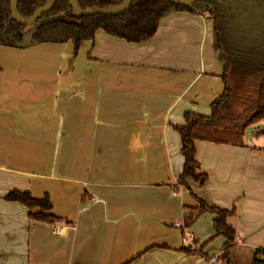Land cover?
<instances>
[{"label":"crops","instance_id":"0c3cea01","mask_svg":"<svg viewBox=\"0 0 264 264\" xmlns=\"http://www.w3.org/2000/svg\"><path fill=\"white\" fill-rule=\"evenodd\" d=\"M24 48L0 45V264H207L225 238L208 211L183 230L175 225L199 206L190 191L235 210L226 218L231 264L264 253V143L254 140L264 120L241 146L195 140L207 179L178 183L175 126L186 112L208 115L224 90L211 17L169 10L139 43L102 30L77 51L73 39L48 43L55 53L42 68L10 56ZM32 148L54 162L33 164ZM10 190L48 194L60 220H31L5 198Z\"/></svg>","mask_w":264,"mask_h":264},{"label":"trees","instance_id":"16d2710c","mask_svg":"<svg viewBox=\"0 0 264 264\" xmlns=\"http://www.w3.org/2000/svg\"><path fill=\"white\" fill-rule=\"evenodd\" d=\"M47 0H17L18 14L29 17ZM122 0H76L79 7L112 8ZM10 0H0V45L25 47L38 42L64 43L74 40L75 51L81 41L91 39L97 30L139 43L152 37L159 19L169 10L188 11L208 15L214 21L219 48L224 56L221 75L224 90L210 103V113L186 112L184 123L175 126L181 138L184 158L178 183L188 187V180L202 185L207 175L199 171L195 158V140H206L241 146L246 130L259 120H264V0H197L191 6L175 5L167 0H131L125 11L115 15H78L67 0H54L50 9L40 16L35 30L29 33L25 26L14 21L9 9ZM29 39L24 41V36ZM191 194L199 206L184 214L182 230L190 226L205 211L214 214L215 235L225 238L224 249L218 256L222 264H231L228 248L232 246L235 230L226 218L235 213L209 205ZM28 209V217L34 221L55 223L60 220L51 212L48 194L35 198L28 191L10 190L5 195ZM255 249L251 264H264V253Z\"/></svg>","mask_w":264,"mask_h":264},{"label":"water","instance_id":"95a60500","mask_svg":"<svg viewBox=\"0 0 264 264\" xmlns=\"http://www.w3.org/2000/svg\"><path fill=\"white\" fill-rule=\"evenodd\" d=\"M54 0H47L46 3L41 6L40 8L36 9L29 17H21L18 14L17 11V0H10L9 9L11 13V17L14 21L21 25H29L34 23L40 16H42L45 12H47L50 7L52 6ZM70 7L73 9V11L78 15H95V14H104V15H115L119 14L126 10V8L129 6L131 0H122L121 4L116 7L112 8H88L83 9L78 6L76 3V0H67ZM168 2L175 4V5H181V6H191L194 4L197 0H167ZM29 39V35L24 36L23 40L27 41ZM254 130V129H253ZM252 128H247L246 130V136L250 137V134L252 133Z\"/></svg>","mask_w":264,"mask_h":264},{"label":"rangeland","instance_id":"374dc122","mask_svg":"<svg viewBox=\"0 0 264 264\" xmlns=\"http://www.w3.org/2000/svg\"><path fill=\"white\" fill-rule=\"evenodd\" d=\"M38 23L34 22L32 24H29L25 26V31L29 33L37 27ZM29 35V34H28ZM52 43V42H38V43H33L28 46H25L24 50L22 51H11V55L13 59H17L20 62L21 60H24L25 63L29 61V65L31 69L35 68H42L43 65L44 67L49 63L50 58H52V55L55 53L54 51L46 52L45 49L43 48L45 44ZM38 45L36 48H32L31 46ZM10 47V46H8ZM23 48V47H19ZM21 52V53H20ZM19 53V54H18ZM45 53H48V57H45ZM47 59V60H45ZM46 61V62H45ZM260 129L263 131L257 135V137L254 138L256 140V143H264V121L260 122ZM251 135V134H250ZM38 155V156H36ZM32 163L33 160H37L38 162L40 161L41 163L48 162V163H53L55 158L51 155V153H48L46 155H43L41 153L38 154V152H33L32 148ZM34 164V163H33ZM222 262H217L216 264H221Z\"/></svg>","mask_w":264,"mask_h":264},{"label":"built area","instance_id":"2783aa9c","mask_svg":"<svg viewBox=\"0 0 264 264\" xmlns=\"http://www.w3.org/2000/svg\"><path fill=\"white\" fill-rule=\"evenodd\" d=\"M204 15H206V13H204ZM182 224H183L182 222L175 223V225L177 226H182ZM192 238H193V234L191 232L189 231L183 232V238H182L183 243L187 244V242H191ZM217 261L218 258L216 256H212L208 259L207 264H216Z\"/></svg>","mask_w":264,"mask_h":264}]
</instances>
